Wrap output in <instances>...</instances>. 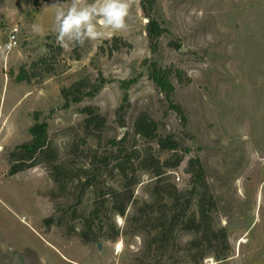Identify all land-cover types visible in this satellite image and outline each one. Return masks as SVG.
Returning <instances> with one entry per match:
<instances>
[{
  "label": "rangeland",
  "instance_id": "rangeland-1",
  "mask_svg": "<svg viewBox=\"0 0 264 264\" xmlns=\"http://www.w3.org/2000/svg\"><path fill=\"white\" fill-rule=\"evenodd\" d=\"M70 2L0 0V264H264V0H156L150 12L164 21L167 31L155 51L141 0H133L127 30L101 28L107 33L101 40L61 46L55 16ZM15 27L18 45L6 50ZM155 60L183 71L181 77L172 76V99L184 109L186 125L149 75ZM21 71L31 79L20 81ZM132 78L137 79L128 89L130 105L122 112L126 124L120 126L121 84ZM80 79L90 81L85 92L96 85L100 89L64 107L62 89ZM89 104L106 116L107 126L98 141L89 137L71 151V142L78 144L85 136L80 110ZM142 111L159 122L161 133H175L180 144L159 152L155 142L132 135ZM36 113L48 122L59 161L73 171L90 162L87 145L118 156L117 147L130 149L136 143L141 154L147 148L159 158L151 170L139 167L137 158L131 161L139 181L126 215L112 217L120 227L115 240L105 237L112 234L106 212L101 230L100 219H93L92 234L101 237L82 239L79 232L97 197L86 188L80 198L75 180L60 190L50 176L49 161L9 174V153L31 139ZM125 131L128 139L113 144ZM198 173L217 202L213 216L216 227L227 230L230 256L190 262L189 230L177 231L164 246L153 244L149 250L146 226L140 225L142 235L136 234L132 214L139 212L158 179L165 177L186 190ZM52 215L58 222L49 224L45 218Z\"/></svg>",
  "mask_w": 264,
  "mask_h": 264
},
{
  "label": "trees",
  "instance_id": "trees-1",
  "mask_svg": "<svg viewBox=\"0 0 264 264\" xmlns=\"http://www.w3.org/2000/svg\"><path fill=\"white\" fill-rule=\"evenodd\" d=\"M144 10L149 15L147 23V35L150 39V47L155 51L158 47L159 38L167 31L162 19L153 16L150 11L154 10L156 0H141ZM46 56L41 57V61ZM182 70L175 69L171 65L159 64L156 60L149 64V75L157 88L164 92L170 100L171 106L180 113L183 124L186 125L187 118L182 106L172 99L175 91V86L172 82V76H182ZM31 75L22 73L19 75V80H30ZM137 78L123 80L121 86L124 89V95L120 106L117 109L119 114V125L125 126V119L122 112L130 105L128 89ZM90 81L88 79H80L72 83L69 87L62 89L61 93L65 99L64 107L70 106L73 102H80L86 96H93L100 89V85H96L90 91L85 92L84 87ZM81 113L84 114L80 122V126L85 132V136L77 144L71 142V151H76L81 147V144H86V139L91 137L94 141H98L97 136L107 126V118L102 114L97 106L85 105L81 108ZM132 135L140 137L144 141H153L157 144L158 151H166L171 147L180 144L175 133L163 134L159 130V122L154 119L148 112H140L133 122ZM31 139L24 141L9 153V174H15L28 167L49 161V173L53 181L60 190H65L68 183L77 182L80 186V198L89 188L94 195L91 205V215L82 225L80 236L85 242L98 240L101 236L92 234L94 232V218L100 219V224H97L101 230L102 213L108 214L107 217L109 229L112 234L106 235L107 239L115 240L120 234V227L112 219L114 215L124 216L127 213L129 203L134 196V186L139 181V177L134 167L131 166V161L134 158L138 160V166L151 170L159 158L155 156L154 151L147 148L141 154L136 143L130 149L117 147L118 156L114 152L92 151L93 147L87 145L89 151L90 162L88 165H81L76 170V176L73 177L76 170L59 161V151L53 144L48 131L47 120L39 118L38 113L34 116V122L29 128ZM96 136V137H95ZM130 136L129 131H125L123 136L116 139L113 144L119 145ZM135 142L136 139H135ZM125 150V151H124ZM160 162V161H159ZM161 166L156 172L160 175ZM75 178V179H74ZM110 180L109 183H105ZM78 202V201H77ZM75 202V206L77 205ZM217 202L210 189L205 176L198 173L197 182H193L190 189L180 190L174 183L167 181L162 177L156 181L149 198L145 199L141 204L139 212L132 215L131 221L136 225L134 232L142 235L140 225L146 226L147 238L146 243L149 250L153 244L164 246L167 240L180 230H189L192 233L190 240L191 253H189V261L192 263L202 262L206 257L213 256L217 260H223L230 256L232 249L228 238V233L225 227H216L213 212L216 209ZM76 209L73 210V214ZM127 216V217H128ZM133 218V220H132ZM49 224L55 222L54 215L45 218ZM58 222V221H56ZM103 228V227H102ZM91 231V235L90 232ZM177 264V263H175Z\"/></svg>",
  "mask_w": 264,
  "mask_h": 264
},
{
  "label": "clouds",
  "instance_id": "clouds-1",
  "mask_svg": "<svg viewBox=\"0 0 264 264\" xmlns=\"http://www.w3.org/2000/svg\"><path fill=\"white\" fill-rule=\"evenodd\" d=\"M133 0H71L66 10L55 16V33L58 43L63 47L71 44L79 46L86 42L105 38L103 29L113 32L127 30L128 18ZM33 30L42 34L43 30L33 26Z\"/></svg>",
  "mask_w": 264,
  "mask_h": 264
},
{
  "label": "built area",
  "instance_id": "built-area-1",
  "mask_svg": "<svg viewBox=\"0 0 264 264\" xmlns=\"http://www.w3.org/2000/svg\"><path fill=\"white\" fill-rule=\"evenodd\" d=\"M17 45H18V28L15 27L14 29L11 30V32L8 35L7 43L5 44V49L11 50Z\"/></svg>",
  "mask_w": 264,
  "mask_h": 264
},
{
  "label": "water",
  "instance_id": "water-1",
  "mask_svg": "<svg viewBox=\"0 0 264 264\" xmlns=\"http://www.w3.org/2000/svg\"><path fill=\"white\" fill-rule=\"evenodd\" d=\"M98 246H99V248H102V242L101 241L98 242Z\"/></svg>",
  "mask_w": 264,
  "mask_h": 264
},
{
  "label": "crops",
  "instance_id": "crops-1",
  "mask_svg": "<svg viewBox=\"0 0 264 264\" xmlns=\"http://www.w3.org/2000/svg\"><path fill=\"white\" fill-rule=\"evenodd\" d=\"M24 254H26V257L29 259V257L27 256V253H24Z\"/></svg>",
  "mask_w": 264,
  "mask_h": 264
},
{
  "label": "bare ground",
  "instance_id": "bare-ground-1",
  "mask_svg": "<svg viewBox=\"0 0 264 264\" xmlns=\"http://www.w3.org/2000/svg\"><path fill=\"white\" fill-rule=\"evenodd\" d=\"M120 247V245H118V248Z\"/></svg>",
  "mask_w": 264,
  "mask_h": 264
}]
</instances>
